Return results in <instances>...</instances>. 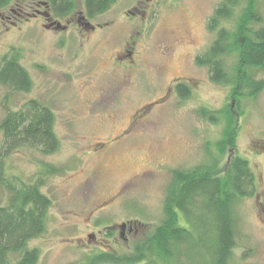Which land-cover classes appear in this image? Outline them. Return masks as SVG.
I'll return each instance as SVG.
<instances>
[{
  "label": "rangeland",
  "instance_id": "rangeland-1",
  "mask_svg": "<svg viewBox=\"0 0 264 264\" xmlns=\"http://www.w3.org/2000/svg\"><path fill=\"white\" fill-rule=\"evenodd\" d=\"M220 1L116 0L88 19L92 27L76 21L83 0H74L67 18L43 8L48 15H40L27 0L7 4L8 16L21 14L0 27V60L19 50L32 88L0 85V120L38 99L53 110L60 143L48 155L19 147L3 156L5 176L40 180L51 201L44 232L29 242L39 249L37 264H87L102 251L134 254L163 218L172 170L215 154L224 119L213 123L201 109L216 115L226 106L235 116V145L220 165L235 154L246 158L257 186V196L234 204L227 264H264V88L238 106L230 86L212 82L195 63L215 36L207 20ZM251 74L264 82V69ZM177 81L189 86L187 98L175 92ZM44 165L60 171L47 174ZM6 197L0 186V203ZM186 249L176 260L132 264H211Z\"/></svg>",
  "mask_w": 264,
  "mask_h": 264
},
{
  "label": "trees",
  "instance_id": "trees-1",
  "mask_svg": "<svg viewBox=\"0 0 264 264\" xmlns=\"http://www.w3.org/2000/svg\"><path fill=\"white\" fill-rule=\"evenodd\" d=\"M11 0H0V7ZM116 0H84L89 17L103 13ZM263 0H221L207 20V28L215 36L207 48L195 56V63L207 68L209 79L230 86V96L239 106L240 100L255 96L264 88L262 80L251 74L253 68L264 69ZM73 8L72 0H57L52 6L56 16ZM20 51L12 49L0 60V85L14 92H29L32 81L20 64ZM231 59L228 63L227 60ZM180 98H187L190 88L183 81L174 84ZM203 117L213 123L224 119L221 136L214 142L215 154L205 162L188 169L172 170L162 202L163 218L143 245L135 252L119 256L102 251L87 264H132L145 259L176 260L182 245L197 257L208 256L211 264H227L234 247L238 199L257 196L255 175L249 161L235 154L225 166L220 163L227 147L235 145V116L226 106L216 115ZM0 186L6 192L0 203V264H37L39 249L29 242L45 230L50 198L42 192L40 180L25 183L5 176L3 156L19 147L33 148L48 155L59 148L55 133V114L38 99L25 101L17 110H8L0 120ZM43 171H60L44 165Z\"/></svg>",
  "mask_w": 264,
  "mask_h": 264
},
{
  "label": "flooded vegetation",
  "instance_id": "flooded-vegetation-1",
  "mask_svg": "<svg viewBox=\"0 0 264 264\" xmlns=\"http://www.w3.org/2000/svg\"><path fill=\"white\" fill-rule=\"evenodd\" d=\"M27 1H28V4L30 5V7L33 6L37 10L38 14L46 16V15H48V12L53 13L52 12V6H53L54 2L57 0H27ZM72 1H73V8L71 9V11L75 7V2H74V0H72ZM82 3H83V7H84V0ZM6 7H7V5L0 7V27L4 26V24L6 22H8V20L11 17L16 16L15 14H17V15L21 14L18 11H14V13L12 15L8 16L6 14ZM41 8L46 9L48 12L46 10L45 11L41 10ZM71 11L62 15L61 17L67 18L71 14ZM89 18L90 17L85 13V7H84V13L82 15L78 16L76 21L80 24H85L89 27H92V25L89 24V22H88Z\"/></svg>",
  "mask_w": 264,
  "mask_h": 264
}]
</instances>
